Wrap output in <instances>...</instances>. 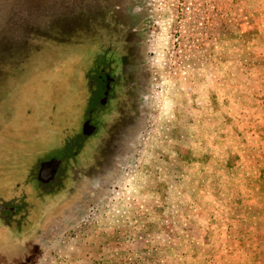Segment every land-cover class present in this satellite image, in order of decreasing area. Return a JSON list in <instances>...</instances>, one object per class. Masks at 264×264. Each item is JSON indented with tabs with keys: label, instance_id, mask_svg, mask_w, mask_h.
<instances>
[{
	"label": "rangeland",
	"instance_id": "rangeland-1",
	"mask_svg": "<svg viewBox=\"0 0 264 264\" xmlns=\"http://www.w3.org/2000/svg\"><path fill=\"white\" fill-rule=\"evenodd\" d=\"M110 1L0 0V264H264V0H141L142 118L90 168Z\"/></svg>",
	"mask_w": 264,
	"mask_h": 264
},
{
	"label": "flooded vegetation",
	"instance_id": "flooded-vegetation-1",
	"mask_svg": "<svg viewBox=\"0 0 264 264\" xmlns=\"http://www.w3.org/2000/svg\"><path fill=\"white\" fill-rule=\"evenodd\" d=\"M145 11L146 7L143 6L141 0H111L109 3L108 23L106 25L114 26L115 35L108 36L106 39L105 44L108 48L106 56L112 73L116 76L113 88L117 96L110 99V101L108 99L104 100V103L112 108L108 117L109 142H99L86 154L84 158L88 161L85 160V164L89 162L91 164L89 165L90 168L98 162H112L114 156L111 154L113 152L111 148L114 150V144L119 140L118 137H115V133L119 130L122 132L119 137L124 141V147L126 148L130 130L135 127V124L127 118L128 112L135 116L133 118L135 122L142 118L141 103L145 98L146 88L140 80V75H142L140 66H142L144 56V35L147 18ZM114 104L115 106H113ZM131 105L135 106L139 112L129 111ZM89 125V123H85L84 132L89 135L91 140L94 137L91 136L92 127ZM115 159H113V162ZM46 178L48 177L46 176Z\"/></svg>",
	"mask_w": 264,
	"mask_h": 264
},
{
	"label": "built area",
	"instance_id": "built-area-1",
	"mask_svg": "<svg viewBox=\"0 0 264 264\" xmlns=\"http://www.w3.org/2000/svg\"><path fill=\"white\" fill-rule=\"evenodd\" d=\"M183 5V8H182V11L183 13H186L188 11H190V5H187V1L186 0H183V2L181 3Z\"/></svg>",
	"mask_w": 264,
	"mask_h": 264
},
{
	"label": "trees",
	"instance_id": "trees-1",
	"mask_svg": "<svg viewBox=\"0 0 264 264\" xmlns=\"http://www.w3.org/2000/svg\"><path fill=\"white\" fill-rule=\"evenodd\" d=\"M43 178H46V176H43Z\"/></svg>",
	"mask_w": 264,
	"mask_h": 264
}]
</instances>
